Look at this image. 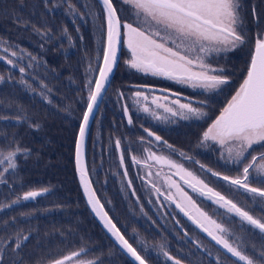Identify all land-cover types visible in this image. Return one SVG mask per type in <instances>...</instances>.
<instances>
[{
    "label": "rangeland",
    "instance_id": "1",
    "mask_svg": "<svg viewBox=\"0 0 264 264\" xmlns=\"http://www.w3.org/2000/svg\"><path fill=\"white\" fill-rule=\"evenodd\" d=\"M68 1L71 6L65 8L72 7V16L77 20L75 19L70 24L64 23L59 28L51 25L52 31L57 33V35L52 36V41L61 50V53H64L63 58L56 59L60 61L59 63L64 61L63 71H49L48 61L42 54L43 43L41 45L35 44L34 48L36 47V50L34 48L29 49L23 42L17 43L13 42L11 38L9 40L0 38V77L4 78L0 81V109L1 106H4V109L10 108L9 99L1 91L6 90L5 85L7 83L13 84L29 95L35 94L45 103L53 102V96H56L61 102L60 107L62 108L63 117L71 121L77 119L76 105H81V114H79L76 121L78 127L86 108L89 92L94 85H88V81H95L101 63L105 44L106 18L97 0ZM239 2L241 23L238 25L237 31L244 37V43L235 49L219 53L212 52L206 56V62L212 68L223 69L229 80L227 85L218 90L205 91L202 88L177 84L162 76H153L150 73L137 71L127 64V61L131 59V52L122 41L120 62L115 71L117 74L115 73L90 125L91 128L87 135L88 139L85 147L87 165L88 159L93 160L94 156H97L95 170L102 171L103 176L101 194L98 195L95 192L99 200L106 197L110 204V200L114 198L119 203L120 210L117 211V217L120 227L115 221L114 223L128 242L144 256L149 264H174V260H168L163 255L165 251L174 259L180 260L181 264H217V258H219L220 264H233L235 260L230 254L218 248L203 232L198 231L191 222L187 221L175 209L173 203L165 199L164 195L155 192L149 181L155 183L165 195L169 191L175 195V188L169 189L166 185L165 176H171L192 197L202 211L218 223L228 227L234 234L233 239L235 237L243 238V244L246 246L248 255L253 254V246H255L257 255L259 251L264 250V238L260 241L255 239L250 231L248 232L246 228L248 225L242 227L237 217L226 213L225 209L220 208L206 197L193 192L188 185L180 180L179 175L175 174V169L157 163L155 160L147 159L148 152L145 151V149H150L151 152L157 155L168 157L183 165L184 168L203 179L209 187L220 192L239 206L248 210L256 209L251 212L254 216H264V213H261L259 208L256 207L259 205L264 208V201H261L258 197L253 201L252 194L212 176L211 172L207 171L211 169L213 172L221 173V175L240 176L243 167L251 161L252 156L259 157L264 154V146L253 145L246 159L242 163L236 164L227 161L226 150L221 149L215 142L211 140L205 143L201 142L203 133L219 116L246 77L250 63L249 59L251 60L255 49V40L258 35L264 34V0H239ZM112 3L121 21L123 39L125 31L123 24L132 23L135 26L140 21L137 19L134 10L123 4L122 0H112ZM58 5V0H48L45 7L49 11L56 12ZM32 7L36 10V7L33 5ZM260 11L263 13H260ZM249 12L254 14L250 17ZM45 31L50 32L48 29H45ZM36 32H38V27ZM30 42L34 43V41ZM4 49L8 51L5 52ZM13 52L16 53L15 56L12 55ZM9 59L13 61V64L7 63ZM21 68L24 69L23 72L20 71ZM129 82L131 83L129 84ZM86 85L88 86L86 87ZM56 88L59 95L52 94ZM137 91L144 93L148 99L135 97ZM163 96H168L172 100L179 98L182 103L191 102L194 107L201 109L207 115L200 118L190 117L189 119H184L179 115L173 116L162 108H157L156 104L152 103L153 97ZM159 102L165 103L163 100ZM145 106L155 112V116L151 112H144L143 108ZM125 107L128 110L127 115L124 111ZM106 108L110 111L116 108L119 114L125 115L126 127L122 125V121L120 122L117 117L106 116L104 121L106 120L109 125H104V128H96L95 125H99V118L102 117L99 114H103ZM4 112L5 110H3ZM23 116H25L24 113ZM128 116L132 118L131 124L128 123ZM211 116L215 117L211 120ZM0 121L10 123V120L1 115ZM133 124L137 126L135 129L137 132L145 129L151 131L153 128H160L165 131L178 129L181 134L182 149H178L177 145H173V142L167 138L163 140L162 135H160L162 140L156 141L154 137L148 136L145 131L144 136H146L147 141L143 144L139 142L138 145L135 144V147H132L128 144L129 140L138 137V141H141L142 138V134H134L130 131L134 127ZM27 128L28 130L19 126L17 130L20 132H16L6 127L2 133L4 139L0 140V153L7 155L9 151H13L17 147L22 150H30V152L27 155L21 154L19 156L21 160L16 161L17 168L15 171L10 170L5 173V182L0 183V207L15 208L16 206H22L21 209L17 208L18 210H16L18 212L22 211L16 215L22 219L24 216L23 211L39 206L43 209L44 216L48 217V220L45 219L38 227L33 224H28V226L21 224L20 231H23V235L19 233L17 236L19 235L23 242V237L27 235L26 229L39 230L40 239L33 243L42 245V259H46V264H49L51 260L62 258L77 251L81 252L80 257L74 258L69 264H77L78 260L94 261L95 264H119L121 261L127 260L124 256H121L122 253L116 246H113L99 226L100 231L97 227L93 228L94 225H92L91 220L94 222L95 220L88 212L76 180L73 161L74 151L72 154L73 176L71 170L68 169V163L64 160L66 153L67 157L69 155L67 142L63 137L67 127L64 126V131L60 132L62 139H64L60 149L50 147L48 148L49 151L45 153L37 150L39 148L38 140L48 142L47 136L44 135L45 131L42 128ZM111 129H115L114 132H111ZM30 131L35 134V153L32 150L34 144L23 141L24 136L28 135ZM199 131L200 134L198 135ZM195 136L197 138V158L192 157L188 151L190 147H195ZM117 140L120 141L119 148L116 146ZM168 145L171 147H168ZM104 150L106 151L102 152ZM51 152H56V155L51 156V161H49L46 157L47 154L50 156ZM111 153L117 163L110 166L107 165L103 156L104 154L109 156ZM222 154L224 158H222ZM122 155L124 158L123 164H121ZM132 156L140 159L141 163L133 164ZM186 157H191V159H186ZM196 161H199V163H196ZM57 163L60 172L59 170L58 172L53 171V167ZM201 165L204 167L202 168ZM106 166L107 170H104ZM6 167L7 163L5 162L0 165V170ZM17 169H21L22 174L23 171H26V182H35L36 185L32 186L31 184L27 188L26 182L23 183V175L18 174ZM125 170H127V176L124 175ZM149 171L153 173L151 177L147 175ZM157 172H160V176L155 175ZM89 176L92 181L90 172ZM261 179H264V177L255 170H251L249 183L252 187H264V184L260 183ZM129 180L131 181L130 187ZM42 185L44 186L42 187ZM41 189H47L48 191L35 199H22L25 192ZM18 198L20 199L18 200ZM17 200V203H13ZM176 200L180 202L178 197H176ZM80 202L85 205L87 211L84 207H80ZM115 208L114 203L112 210L114 211ZM81 210V214H76V211ZM53 211L56 212V219L54 220L50 219L51 216H48ZM186 211L193 216L196 215L191 208H186ZM95 232L100 237L95 236ZM17 236L15 237L16 240ZM15 239L10 238L0 243V255H7L9 252L18 253L15 248ZM44 242L46 243L44 244ZM196 242L199 243V246ZM260 242L262 244H257ZM236 243H241V241L237 240ZM10 245L11 249L7 248ZM27 257L25 258L27 262L29 259H37L38 252L30 253ZM22 262L21 260L19 264H24Z\"/></svg>",
    "mask_w": 264,
    "mask_h": 264
},
{
    "label": "snow or ice",
    "instance_id": "2",
    "mask_svg": "<svg viewBox=\"0 0 264 264\" xmlns=\"http://www.w3.org/2000/svg\"><path fill=\"white\" fill-rule=\"evenodd\" d=\"M48 0H44L47 5ZM122 3L128 5L134 10L139 24L124 23L123 43L131 52V59L127 64L137 71L150 73L153 76H162L172 80L177 84L189 85L192 88H202L205 91H214L221 89L222 86L229 83L228 77L223 69L212 68L206 62V56L212 52L229 51L244 43V37L237 31L241 23L239 16V0H122ZM105 12L107 13V45L103 49V64L99 67V76L93 82L88 81V85L94 83L95 90H90L88 96L87 110L83 113V122L79 127V139L76 142V163L80 175V182L83 185L84 192L88 197V204L91 205L93 212L101 219L104 227L112 234L126 253L138 264H146L142 256L132 244L120 234L116 225L112 223L108 214L103 211V205L96 197L91 188L90 180L87 178L86 168L81 166V147L88 131L90 118L106 82L109 80V74L113 71V66L117 62L118 45L122 41L121 21L117 16V10L113 6L112 0H102ZM7 52V49H4ZM16 55L15 52L12 53ZM8 64H13L11 59ZM24 71L23 68L20 69ZM4 78L0 77V81ZM86 85V87L88 86ZM122 95V94H121ZM135 97H148L144 93L137 91ZM165 101L160 103L159 101ZM137 102H139L137 100ZM152 103L157 108H162L165 112L173 116L179 115L184 119L190 117L200 118L205 115L201 109L194 107L191 102L182 103L179 98L172 100L168 96L153 97ZM128 114L127 107L124 109ZM144 112H155L147 106L143 108ZM159 118V117H157ZM128 123H132L131 116H128ZM33 127L39 128V125ZM148 136L154 137L156 141L162 138L155 135L148 129L144 130ZM213 141L221 149L227 152V161L236 164L242 163L253 145L264 146V34L258 35L255 40V49L251 56V61L247 69L246 77L240 84L235 95L228 101L227 105L220 112L219 116L213 121L210 127L203 133L202 143ZM143 142V138H141ZM150 143V142H149ZM167 144L166 141H164ZM117 148L120 147V141H116ZM168 147H171L168 145ZM147 159L155 160L157 163L165 164L169 168L176 170L180 180L188 185L193 192L206 197L220 208L226 210V213L237 217L241 223L250 226L249 230L255 232L258 230L264 238V216L257 217L251 214L256 209H245L226 198L220 192L209 187L203 179H200L193 172L187 170L183 165L176 163L168 157L157 155L150 149ZM30 150L17 147L9 151L7 155L0 153V165L7 163V167L0 170V183L4 181L5 173L15 171L17 168V159L21 154L27 155ZM222 158L223 154H222ZM133 164H140L141 160L136 156L131 157ZM191 159V157H186ZM124 158L121 156V164ZM146 163V161H145ZM199 163V161H196ZM203 168L204 166L201 165ZM255 170L264 177V154L259 157L252 156L242 169V174L237 177L221 175L219 172H213L212 176L222 179L246 193L252 194L253 201L260 198L264 201V187H252L249 183L250 172ZM124 175L127 176V170ZM147 175L151 177L152 172ZM160 176V172L155 174ZM165 183L169 189L175 188V195L169 191L168 194L161 192V189L155 183H151L156 193L164 195L165 199L176 203V207L188 217L201 231L205 232L217 245L226 250L231 257L235 258L233 264H264V250L259 251L257 255L255 246L253 254H247L246 246L243 244V238L234 237V234L228 227L212 219L206 212L202 211L196 202L188 195L186 191L171 178L165 176ZM264 184V179L260 180ZM129 187L131 181H128ZM47 189L28 191L23 194V200L35 199L47 192ZM133 194H135L133 192ZM176 197L180 202H177ZM20 198H18L19 200ZM13 201V203H17ZM261 213L264 208L259 205ZM186 208H191L196 215H191ZM28 237L24 236L23 240ZM239 240L241 243H236ZM21 239L17 236L15 248L21 247ZM199 246V243L196 242ZM83 251V250H81ZM81 252H72L70 255L54 259L49 264H69L74 258L80 257ZM163 255L168 260H174V264H181V261L174 259L168 252ZM4 257L0 255V264H3ZM77 264H95L94 261L78 260ZM217 264H220L217 258Z\"/></svg>",
    "mask_w": 264,
    "mask_h": 264
},
{
    "label": "trees",
    "instance_id": "3",
    "mask_svg": "<svg viewBox=\"0 0 264 264\" xmlns=\"http://www.w3.org/2000/svg\"><path fill=\"white\" fill-rule=\"evenodd\" d=\"M59 1V5L57 7V9L55 10L56 12H52L46 9L45 5H44V0H0V38H3L5 40H9V38L12 39L13 42H23V44L25 46H28L29 49H33L35 44H40L43 43V53L46 60L48 61V65L47 67L50 69L49 71L52 72L53 70L55 71H59V70H64L65 64L64 61H61V63H59L60 61H57L56 59L58 58H63V54L61 53V50L59 48H57V45H54V42L52 41V36L57 35L56 32L52 31L51 29V25L56 26L57 28H59L60 26H62V24L64 23H73V21H75L76 18H73L74 16H72V7L70 8H65L67 6H71V4L69 3L68 0H58ZM252 4V3H251ZM32 5L34 7H36V10L32 7ZM72 9V10H71ZM264 12V11H263ZM262 11H260V13H263ZM249 16L251 17L252 14L249 12ZM72 16V17H71ZM37 18V20H36ZM247 18L249 19V17L247 16ZM72 19V20H71ZM77 20V19H76ZM38 27V32H36V28ZM45 29H48L50 32H46ZM41 30H44L43 32H39ZM251 32V31H250ZM251 34V33H250ZM30 41H34V43H31ZM36 49V47L34 48ZM37 50V49H36ZM249 61H251L249 59ZM77 65H79L78 62H76ZM100 63V62H99ZM63 64V66H62ZM250 64V63H249ZM62 66V67H61ZM247 73V72H246ZM117 74V73H116ZM112 82V81H111ZM131 82H129L130 84ZM6 90L5 91H1V93L3 95H5L9 101H10V108L9 109H4V106H1L0 109V115L3 117H6L8 120H10V123H4L3 121H0V140L2 141L3 138V132L5 130L6 127L11 128V130L16 131V132H20L19 130H17V128L19 126L23 128H26L28 130L27 127H32L34 125H39V128H42L45 131V134L47 136V141L48 142H43L41 140L37 141V144L39 146V148H37V150H39L41 153H45L48 152L49 149L48 148H58L60 149L61 144L63 143L64 139L67 142L66 146H67V150L69 151V155L67 157V153L64 157V160L68 163L69 166V170H71L72 172V176H73V161H72V154H73V147H74V143H75V137H76V133L78 131L77 128V123L76 121L78 120V116L79 114H81V105H76V113L77 114V119L75 121H71L69 119H65L63 117V112H62V108L60 107V100L57 99L56 96H53V102L51 103H45L43 102V100L39 97H37L35 94L33 95H29L26 91H23V89L21 90V88L13 85V84H8L5 85ZM52 94H57L59 95V93L57 92V88L54 91V93ZM56 97V98H55ZM68 98V96H66ZM22 109V110H21ZM3 110H5V112L3 113ZM23 113L25 114V116H23ZM100 116H102L101 118H99V125H95L96 128H104V125H109V123L105 120L104 118L107 117H117V119L121 122L122 121V125L125 126L126 124V120L124 118L125 115H123L122 113H118L116 108L113 109V111H110L108 108H106V110L104 111L103 114H99ZM215 116H211V120L214 118ZM23 120V121H21ZM18 121V122H16ZM134 127H132L130 130L131 132H133L134 134H142V138H143V143H145L147 141L146 136H144V130L141 132H137L136 129V125L133 124ZM64 126L67 127V131L65 133V135L63 136L64 139H62V135H61V131H64ZM114 126V125H113ZM115 127V126H114ZM126 127V126H125ZM206 127V126H205ZM116 128V127H115ZM128 128V127H127ZM25 129V130H26ZM115 129H111V132H114ZM152 132H154L157 135H162V137L164 138L163 140H165V138H167L168 140H171L173 142V145H177L178 149H182L181 147V134L179 133L178 129H174V130H162L160 128H153V130H151ZM198 135L200 134V131L197 133ZM35 134L33 133V131H30L28 135L24 136L23 141L25 142H29L34 144V148H32L33 152H36V146H35ZM94 140V138H93ZM19 143H21L20 140H18ZM197 138L195 136L194 139V144L195 147H190L188 149V151L190 152V155H192V157L197 158V144H196ZM141 141H138V137H134L132 140L128 141V144H130L132 147H135V144L138 145V143ZM54 151V150H53ZM106 150L102 151L105 152ZM56 155V152H51L50 156L47 154V157L49 161H51V156ZM104 159L107 162V165H112L117 163L116 160L114 159V155L111 153V155H106L104 154ZM97 156H94L93 160L88 159V171L90 172L93 184H94V188L95 191L98 193V195L101 194L100 190H101V185H102V171H98L95 170V167L97 165ZM17 160H21V157H19ZM53 160V159H52ZM37 168V167H36ZM38 170V169H37ZM59 170V165L58 163L53 167V171L58 172ZM104 170H107V166L104 168ZM17 171L19 172L18 174H20L21 169H17ZM111 171V170H109ZM26 171H23V183L26 182L27 180V176L25 174ZM60 172V170H59ZM20 174V175H21ZM51 176V175H49ZM33 180V179H32ZM27 184V188H29L28 185L35 186V182L29 183L28 181L26 182ZM41 186V185H40ZM44 185H42L43 187ZM101 197V196H100ZM101 202L105 203L106 205V209H107V213H109V215L111 216L113 222L115 221L116 224H118V213L117 211L120 210L119 208V203L113 198L112 200H110V204L106 201V197H102ZM115 203V210L113 211V204ZM80 207H85V205L83 203L80 202ZM57 208V206H56ZM87 211V209H86ZM81 211H76V214H81ZM121 214V213H120ZM55 216H56V212H55ZM91 223L93 226V228L98 227V225L91 220ZM58 224V223H56ZM118 226L120 227V224H118ZM246 228L248 229V232L250 231L251 235H253L255 237V239L257 240H261L263 239L261 234L257 231L253 232L251 230H249V226H246ZM100 231V229H99ZM58 232V230H57ZM105 235V234H104ZM95 236L100 237V235H98L95 232ZM106 236V235H105ZM261 236V237H259ZM39 240H31L28 244H25L23 246H21L19 248V250L17 252H21L26 254L25 249L29 248V252L30 253H35L38 252V257L39 258V254L40 251H42V245H40V243H33ZM58 241V240H57ZM131 242V241H130ZM33 243V244H31ZM46 242H44L45 244ZM132 243V242H131ZM215 243V242H214ZM255 243V242H254ZM216 244V243H215ZM257 244H262L257 243ZM217 245V244H216ZM218 248H220L217 245ZM223 252H226V250H223L222 248H220ZM227 253V252H226ZM229 254V253H228ZM123 256V255H121ZM124 258L126 259V257L124 256ZM37 259H31L33 261H39ZM130 261L124 260L121 261L119 264H130Z\"/></svg>",
    "mask_w": 264,
    "mask_h": 264
},
{
    "label": "flooded vegetation",
    "instance_id": "4",
    "mask_svg": "<svg viewBox=\"0 0 264 264\" xmlns=\"http://www.w3.org/2000/svg\"><path fill=\"white\" fill-rule=\"evenodd\" d=\"M106 201L108 202L107 198ZM103 203V202H102ZM109 203V202H108ZM104 208L107 212L106 205L103 203ZM17 208L21 209L22 206H16L15 208L10 207H0V243L9 240L10 238H14L17 236V234L23 235V231H20V226L23 224L24 226H28V224H33L38 227L39 224H42L45 219L48 217L44 216L43 209L38 207H35L34 209L23 211L24 216L22 219L21 217H17L16 215L20 214L21 212H18ZM15 210L16 212H14ZM48 215V214H46ZM48 216H51L50 219H56L55 211L51 212ZM25 219V220H24ZM48 220V219H47ZM27 231V240H24L22 242V245L28 244L32 239L33 240H39L40 239V231L34 230V229H26ZM16 240V239H15ZM17 241V240H16ZM7 248L11 249V245ZM19 249H17L18 251ZM26 254L18 252V253H12L9 252L7 255H3L4 261L3 264H19L22 260L24 264H46V259H42V251H40L39 258L37 260L39 261H33L28 260V262L25 260V258H28L29 255L27 251H29V248L25 249Z\"/></svg>",
    "mask_w": 264,
    "mask_h": 264
},
{
    "label": "water",
    "instance_id": "5",
    "mask_svg": "<svg viewBox=\"0 0 264 264\" xmlns=\"http://www.w3.org/2000/svg\"><path fill=\"white\" fill-rule=\"evenodd\" d=\"M97 1H98V3L100 4L101 8L103 9L104 14H105V18H106V27H105V29H106V34H105V39H104V40H105L104 47H106V45H107V13H106L105 10H104L103 4H102V0H97ZM121 34H122V28H121ZM122 41H123V39H122ZM122 41H121V43L118 45V51H117V62H116V64L113 66V71L109 74V80L106 82V84H105V88L102 90L101 95H100V97L98 98V100H97V102H96V105H95V108H94V112H93V114H92V117L90 118V122H89V126H88V131H87V133H86V136H85V138H84L83 145H82V147H81V157H80V159H81V166L84 167V168H86V170H87V160H86V149H85V147H86V143H87V139H88V138H87V135H88L89 130H90V128H91L90 125H91L92 121H93L94 118H95V114H96V112L98 111V108H99V106H100V103H101V101L103 100V98H104V96H105V93L107 92L108 87L111 85V81L113 80V78H114V76H115V73H116L115 71H116V69H117V67H118V64H119V62H120L119 59H120V54H121V51H122V50H121V48H122ZM103 49H104V48H103ZM100 62H101V63H100V65H99V67H101L102 64H103V54H102V58H101ZM99 67H98V69H99ZM98 76H99V71L97 70V76H96L95 80L98 78ZM93 84H94V83H93ZM94 90H95V85H93V87H92V91H94ZM87 103H88V101H87ZM86 110H87V104H86V108H85L84 112H85ZM84 112H83V113H84ZM81 117H82V118H81L80 123H79V125H78V127H77V128H78V132H77L76 137H75L76 141H75V145H74V149H73V150H74L73 161H74V171H76V180H77V182H78V184H79L80 192L82 193V196H83V199H84V203H86V207H87V209H88L89 214H91V216H92V218L95 220L96 224L100 227V229H101V231L103 232V234H105V235L108 237L109 241L113 244V246H116V247L118 248V250L122 253V255L125 256L126 259H128V260L131 262V264H138V262H135L134 259H133L132 257H130V256L126 253V251L120 246V244L116 241V239L112 236V234H111L110 232H108V230L104 227V224H103V222L101 221V219L96 215L95 212H93L91 205H89L88 202H87V201H88V197H87V195L85 194V192H84V188H83V185H82L81 182H80V175H79V172H78V170H77V163H76V142H77V140L79 139V127H80V124L83 122V114H82ZM87 174H88L87 178L90 180V176H89V172H88V171H87ZM90 183H91V188H92V190L95 192L94 187H93V183H92L91 180H90ZM95 195H96V197L98 198L96 192H95ZM100 203H101V202H100ZM101 205H103V203H101ZM173 205H174L175 209L178 210V212H180V213L182 214V216H183L187 221L191 222V224H192V225H193L198 231L203 232V231H201L200 228H198L195 224H193L192 221L189 220L188 217L185 216L184 213L180 211V209H178V208L176 207V203H173ZM103 211L106 212V210H105V208H104V205H103ZM106 213H107V212H106ZM107 214H108V217L111 219L109 213H107ZM111 221H112L113 224H115V223L113 222L112 219H111ZM115 225H116V224H115ZM116 228L119 230V228L117 227V225H116ZM119 232H120V230H119ZM203 233L206 235V237H207L210 241L215 242V241H213V240L211 239V237H209L205 232H203ZM120 234L123 235L121 232H120ZM123 236H124V235H123ZM124 238H125V236H124ZM125 239H126V238H125ZM218 246L221 248L220 245H218ZM222 249H223V248H222ZM223 250H224V249H223ZM146 264H149V263L146 262Z\"/></svg>",
    "mask_w": 264,
    "mask_h": 264
},
{
    "label": "bare ground",
    "instance_id": "6",
    "mask_svg": "<svg viewBox=\"0 0 264 264\" xmlns=\"http://www.w3.org/2000/svg\"><path fill=\"white\" fill-rule=\"evenodd\" d=\"M91 180V179H90ZM92 183H93V181H92Z\"/></svg>",
    "mask_w": 264,
    "mask_h": 264
}]
</instances>
